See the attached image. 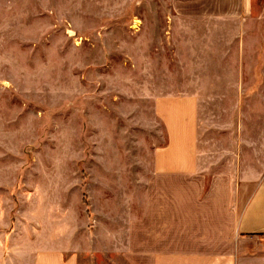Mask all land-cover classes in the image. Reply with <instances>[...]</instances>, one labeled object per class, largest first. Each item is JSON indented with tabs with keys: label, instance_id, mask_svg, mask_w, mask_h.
Segmentation results:
<instances>
[{
	"label": "crops",
	"instance_id": "0c3cea01",
	"mask_svg": "<svg viewBox=\"0 0 264 264\" xmlns=\"http://www.w3.org/2000/svg\"><path fill=\"white\" fill-rule=\"evenodd\" d=\"M230 1L197 14L264 17V0ZM236 30L218 45L235 55H198L137 84V118L153 140L136 141L134 216L111 210L133 207L122 182L90 180L86 204L58 171L18 190L17 213L15 178H0V264H264V61L246 64Z\"/></svg>",
	"mask_w": 264,
	"mask_h": 264
},
{
	"label": "rangeland",
	"instance_id": "374dc122",
	"mask_svg": "<svg viewBox=\"0 0 264 264\" xmlns=\"http://www.w3.org/2000/svg\"><path fill=\"white\" fill-rule=\"evenodd\" d=\"M232 2L0 0V178H15L17 213L19 189L62 171L86 204L90 180L127 185L133 207L111 210L134 216L136 141L153 140L147 120L141 129L137 118V84L148 86L153 74L156 82L163 73L177 75L198 55H235V47L218 45L235 39L237 28L240 56L258 71L263 66L264 17L197 14ZM104 162L127 172L105 175Z\"/></svg>",
	"mask_w": 264,
	"mask_h": 264
}]
</instances>
